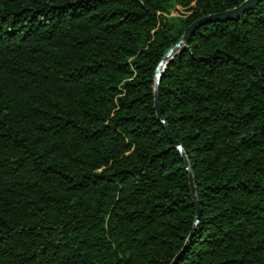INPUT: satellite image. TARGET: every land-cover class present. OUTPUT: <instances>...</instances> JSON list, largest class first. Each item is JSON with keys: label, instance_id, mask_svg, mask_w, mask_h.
<instances>
[{"label": "trees", "instance_id": "trees-1", "mask_svg": "<svg viewBox=\"0 0 264 264\" xmlns=\"http://www.w3.org/2000/svg\"><path fill=\"white\" fill-rule=\"evenodd\" d=\"M244 1L0 0V264H264V0L161 73L195 200L154 108Z\"/></svg>", "mask_w": 264, "mask_h": 264}, {"label": "water", "instance_id": "water-1", "mask_svg": "<svg viewBox=\"0 0 264 264\" xmlns=\"http://www.w3.org/2000/svg\"><path fill=\"white\" fill-rule=\"evenodd\" d=\"M260 1L261 0H245L242 4H240L239 6L235 7L234 9H232L230 11H227V12L222 13V14L211 15V16L202 18V19L194 22L192 25H190L188 28L185 29L183 37L174 46H172L170 49H168L164 53L161 61L159 62L158 66L156 68V71H155L154 108H155V111H156V114H157V118L159 119V121L163 125V127H164V129L166 131V134L170 138H171V135H170L168 129L166 128L163 119L161 118L159 105H158V96H157L158 83H159V80H160V77H161V73L163 71V68L166 65L167 60L187 41L188 36L196 28H198L200 25L208 23V22H212V21L237 20L245 12L251 10ZM172 142L177 146V149L180 152L181 157L183 159L185 170H186V173H187V176H188L189 188H190L192 197L195 200L193 180H192V176H191L187 161H186L185 157L183 156V153L181 151L180 145L177 144L173 139H172ZM195 204H196V208H197V203L195 202ZM197 220H198V208L196 209V221Z\"/></svg>", "mask_w": 264, "mask_h": 264}, {"label": "rangeland", "instance_id": "rangeland-1", "mask_svg": "<svg viewBox=\"0 0 264 264\" xmlns=\"http://www.w3.org/2000/svg\"><path fill=\"white\" fill-rule=\"evenodd\" d=\"M177 10H178V11H180V8H179V7H177ZM171 12H172V15H178V14L180 13V12H179V13H177V12H175V11H171Z\"/></svg>", "mask_w": 264, "mask_h": 264}]
</instances>
